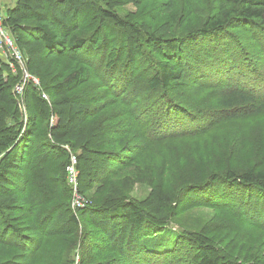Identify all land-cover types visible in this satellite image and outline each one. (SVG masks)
<instances>
[{"label": "trees", "instance_id": "obj_1", "mask_svg": "<svg viewBox=\"0 0 264 264\" xmlns=\"http://www.w3.org/2000/svg\"><path fill=\"white\" fill-rule=\"evenodd\" d=\"M126 2L137 4L139 0H16L15 5L7 8L2 25L9 30L15 44L24 56L26 70L38 79L39 84L30 80L25 83L21 95H18L15 87L22 81V68L16 64V68L13 70L7 59L6 61L0 59V213L3 211L11 213L13 207L20 203L22 204V214H24V209H27V214H32L33 208L43 202L38 194L21 199H17L11 192L3 194V191H7L9 186H16V183L24 182L15 176L17 174L15 172L27 170L29 165L24 160L26 152L39 150L43 146L44 154L53 150L64 156L63 170L60 175L61 185L67 195L66 211L68 214L66 215L58 209L57 215L61 214L58 216L59 219H64V222H72L81 228L89 224L96 229L101 236L97 240H95L96 238L92 239L89 244L94 249L96 248L97 252L101 249L108 251L114 264H173L182 259L172 261V255L177 252L180 243L179 239H173V232L166 220L168 219L167 207L174 204L177 198L173 193L165 192L157 187L142 199L124 198L122 195L112 193L109 188L104 191L102 187H99L100 183L94 180L93 163L96 158L92 150L95 145V148L99 149L98 146L104 144H102V138L95 141L98 136L96 127H89L86 122L93 110L78 98L77 92L91 77L92 72L98 70L102 74V79L108 82L115 79L113 85L111 84L116 88L115 96L119 89H125L132 81L134 58L143 56L147 50L146 44H153L158 46L157 48H161L163 52L175 55L176 53L181 54V50H185L198 39L213 38L217 41L225 38L232 40L228 42L227 51L224 54H220L216 49L220 41L214 44L215 49H212L208 56L201 61H199L200 59L196 60L197 79L195 78L196 73L184 72L185 67L187 70L188 67L183 62H179L180 65H175L174 59H171L173 57L167 56L154 62V71L146 78L145 87L137 85L136 90L135 85L132 86L130 83L129 95L131 98L125 97L126 93L123 94L124 99L116 98L122 103L116 108L123 112V114L117 115L119 128L126 130V134L134 127H140V129L131 137V140H137V143H133L123 150L109 148L110 150L105 151L111 160H116V167H120L113 176L121 174L127 169L122 167L125 166L124 164L135 166L134 158L143 138L149 143L157 142L163 139L166 133L173 132L175 129L178 131L180 128L183 133L196 131L200 133L210 132L216 127L212 125L199 126L201 117L196 113L188 107L162 103L163 99L159 101V105H162L160 107L161 114L151 127L150 119L143 115L140 119L135 115L137 107L141 113L147 109L145 105H149L148 99L154 90L170 89L178 85L189 84L191 81L202 83L211 87L210 91H217L215 104L219 109L218 114L215 115L216 118H220L226 111L233 112L234 110L247 111L248 118L251 119L253 115L260 114L262 112L260 110L264 106V71L258 67L259 65L245 62L249 60L258 64L259 56H250V53L246 52V60L238 58V55L241 56L244 51L242 48H237V52L234 51L235 39L232 37L233 30L248 25L251 26L254 34L259 35L262 40L264 39V0H220L230 6L228 11H223L224 14L221 16L219 14L210 15L199 27L178 36L171 34L172 27L167 21L160 23L155 29H151L142 22L124 19L118 14L116 7ZM86 11H96L102 20L109 21L116 28L121 29L124 34L125 49L113 46L106 40L102 43L96 42V38L91 35H79L77 32V29L80 28L79 21ZM95 15L92 14V18ZM229 45L232 47L229 48ZM224 47L226 48V43H224ZM81 50H85V54L88 52L90 58L83 60L82 55L78 54ZM64 51L76 53L79 57L59 78L53 77L55 73L45 62H39V57H34L37 54L40 56L42 53L47 54L48 57L52 54L55 56ZM120 52H123L122 57H120ZM228 52H234V54L230 55ZM212 53L213 55H211ZM98 54H101L100 57ZM182 59L184 62L187 61L185 58ZM28 63L29 66H27ZM242 68H246L247 72H244ZM253 71H259V74H256L259 77L256 78L255 75L252 77V82H249L248 79L251 77L248 74ZM42 93H47L48 99L43 98ZM109 93L112 95L111 89ZM147 94L150 95L146 96V102L143 96ZM114 96L112 97L115 98ZM136 96L137 98L133 100ZM20 97L28 109L27 119L29 121L26 123L22 120L24 117L19 109ZM141 98H144V101L139 105L135 103L137 99ZM130 103H133L134 106ZM7 119L9 120L7 121ZM117 119H107V122L114 120L116 122ZM174 119L185 120L183 123H178ZM140 121L146 123L147 126H140ZM254 123L250 120L247 125L254 126ZM41 126L45 130L42 136L37 131ZM146 127L149 129V133L152 131L153 134L150 136L144 134L142 138ZM140 130L143 131L142 134ZM156 132L159 133L158 136ZM110 139L115 142L113 138ZM113 142H106L105 145H113ZM115 143L117 144V142ZM68 149L77 157L78 189L90 199L86 205L79 206L77 209L71 206L72 187L66 176V165L69 162ZM255 152L262 159L261 162L258 160V164L251 163L240 171L227 169L225 173H222L216 170L212 171L209 176L212 180L229 181L233 184L247 186L252 190L255 194L250 199L256 200L252 206L255 208V212H259L254 221H259L261 226L257 225L258 228L264 230V146ZM37 158L38 161H41L42 155ZM24 175L29 177L27 171ZM29 180L32 181L31 178ZM95 182L99 184L96 192H99L100 196L91 199L88 195ZM209 182L208 178L204 180L200 170H194L191 181L183 186L182 191L188 188L200 190L204 184ZM52 187L54 192H59L58 184H54ZM46 194V192L43 193V195ZM9 195H12L11 200L8 198ZM245 215L250 218L253 214L245 212ZM84 218L89 223L83 222ZM51 223L52 221L48 219L44 225ZM21 224L23 223L5 221L0 234L1 264L14 263L13 255L9 258L5 257V252L9 249H6L7 246L4 243L13 244L11 240L19 239L20 241L21 238V246L25 247L23 253L27 255H29V251L30 253L37 252L39 245L37 246V242L33 241L36 237L28 235L29 232L35 235L32 231L34 228L31 224H27L25 226L28 227V231L22 233L19 229ZM216 228H219L218 224L209 223L202 226L199 231L185 233L184 242L196 246L192 254L189 255L188 264H232L230 259H222L220 253L210 242L207 243L208 235ZM5 238L8 242L5 241ZM24 241L25 243H23ZM74 243L73 239L61 237L51 253L48 264H75L74 256L62 257L63 250L69 249ZM76 254H79L80 257L79 264H87L81 249ZM249 258L254 260L255 255H251Z\"/></svg>", "mask_w": 264, "mask_h": 264}, {"label": "rangeland", "instance_id": "obj_2", "mask_svg": "<svg viewBox=\"0 0 264 264\" xmlns=\"http://www.w3.org/2000/svg\"><path fill=\"white\" fill-rule=\"evenodd\" d=\"M13 1L0 0V10L3 17L6 15L7 7ZM228 8L230 6L220 2V0H139L137 4L126 2L121 6H117L116 11L124 19L142 22L151 29H155L160 23L167 21L172 27L171 34L178 36L199 27L210 15H223V11H228ZM92 14L96 15L92 18ZM79 26L80 28L77 29L79 35H91L96 38V42L102 43L106 40L113 46L125 49L123 31L116 28L111 22L102 20L96 11H86L82 15L81 21H79ZM6 31L9 30L6 29ZM252 31L251 26L248 25L233 30L234 51L237 52V48L243 49L244 53L241 56L238 55V58L241 57L242 60H246V52L250 53V56H259L258 64L249 60L245 62L259 65L258 67H261L264 71V39L262 40L259 35H255ZM230 41L232 40L225 38L217 41L213 38L198 39L185 50H181L182 55L179 53L172 55L169 52H163L161 48H157L158 46L146 44L147 50H145L143 56L134 58L132 81L130 83H132V86L135 85L136 90L137 85L145 87L146 78L154 71V62L167 56L173 57L171 59H174L175 65H180L179 62H183L188 67V70L185 67L184 72L196 73L198 72L196 60L200 59L199 61H201L208 56L211 50L215 49L214 44L216 42H220L216 47L217 51L224 54ZM224 43H226V48ZM220 44L221 46H219ZM231 47L229 45V48ZM87 53L85 54V50H81L78 54L82 55L83 60H86L90 58ZM228 53L230 55L234 54V52ZM79 55L64 51L55 56L52 54L48 57L47 54L42 53L40 56L37 54L34 57H39V62H45L55 73L53 77L59 78L68 67L72 66ZM100 55L98 54V57ZM122 56L123 52H120V57ZM103 57L105 63V54ZM182 58L187 61L184 62ZM0 59L5 61L7 59L5 50L2 48H0ZM24 59L23 56V68L27 73H23V75L25 74V81L29 82L32 78L29 71L26 70V60L24 61ZM100 63L103 64V62ZM27 66H29V63ZM242 69L247 72L246 68ZM196 74L195 78L197 79L198 73ZM256 74H259V71L248 74L251 77L248 81L252 82V77ZM101 75L98 70L92 72L91 77L77 92L78 95L76 94L93 110L86 122L89 127H96L95 130L98 136L95 141L102 138V144H104L98 146L99 149L95 148V145L92 150L96 158L93 163L94 180L98 181L100 185L95 182L88 196L91 199L100 196V193L96 192L98 185L104 191L109 188L112 193L122 195L128 199H142L156 187L165 192L173 193L177 200L167 207L168 219L166 221L173 232V239H179L180 243L179 249L172 255V261L182 258L178 260V263L173 264H188L189 255L196 248L193 244L184 242L186 239V237L183 239L185 233L199 231L202 226L209 223L219 225V228L214 229L208 235L207 243L210 242L216 248L222 259H230L229 261L232 264H264V230L258 228V226H261L259 221H254L259 212H255V208L252 206L254 202L256 203V200L250 199L255 193L247 186L233 184L229 181L212 180L209 176L212 171L218 170L222 173H225L227 169L240 171L251 163L256 164L258 160L259 162L262 161L255 151L264 146V106L260 110L262 112L256 116L253 115L251 119L248 118L247 111L234 110L233 112L226 111L220 118H216L215 115L218 114L219 108L215 104V100L218 94L217 91H210L211 87L207 85L191 81L189 84L178 85L170 89L160 88L154 90L148 99L149 105H145L147 109L141 113L139 107H137L138 110L135 115L140 119L143 116L150 119L151 127L161 114L160 107L162 105H159V101L162 99V103L188 107L201 117L199 126L212 125L216 127L210 132L200 133H197L199 131L183 133L179 128L178 131L175 129L174 133H166L163 139L150 143L143 138L144 134L149 136L153 134L152 131L149 133V129L146 127L142 135L143 141L134 158L135 166L128 163L124 164L125 166L122 167L127 169H123L124 171L121 174L113 176L114 172L119 170L120 167H116V160H111L105 151L110 150L109 148L123 150L133 143H137V140L132 141L131 137L138 132L140 127H134L126 134V130L120 129L118 124L117 115H121L123 112L116 108V106L122 105L116 98L120 97L121 100L125 97L131 98L129 95L130 83L125 89H119L114 96L116 88L112 85L115 79L108 82L102 79ZM257 77L259 75H256ZM120 84L122 85L121 82ZM110 89L112 95L109 93ZM82 91L84 92L81 95ZM142 91L144 93V90ZM124 93H126L125 97H123ZM18 95H21V92ZM149 95L143 96L145 101L146 96ZM136 98L137 96L133 100ZM142 101H144V98L137 99L135 103L139 105ZM130 105L134 106L133 103H130ZM19 109L24 117L22 120L26 123L29 121L27 119L28 109L21 97ZM107 119H117V121L107 122ZM174 120L183 123L185 119ZM250 120H252V123L255 122L254 126L247 125ZM144 125L146 123L140 121V126ZM37 131L42 136L45 130L41 126ZM140 132L142 134L143 131L140 130ZM156 134L159 135L157 132ZM110 138H113L117 144ZM239 138L241 139L238 142ZM109 141L113 142V145H105ZM124 145L126 146L123 147ZM43 151V146L39 150L27 151L24 157L25 162L29 165L27 170L15 172L17 173L15 176L24 182H18L17 185L15 184L16 186H9L10 190L3 191V194L13 193L17 199L38 194L43 202L33 208L32 214H27V209H24V214H22V204L20 203L13 207L11 213H4V211L0 213V234L7 220L9 223L11 221L17 222V224L23 223L19 228L22 233L28 231V227L25 225L31 224L35 235L30 232L28 235L36 237L33 241L34 243L37 242V246L39 245L38 250L36 253H30L29 251V255L23 253L25 247L21 246L22 241L20 238V241L19 239L17 241L11 240L13 244L4 243L7 246L6 249H9L5 252V257L9 258L13 255V264H48L51 253L56 248L58 241L61 237H64L65 239L75 240V243L69 249L63 250V258H68L69 255L74 256L75 264H79L80 257L76 253L81 249L84 254V261L87 264H114L108 251L101 249L97 252V249L89 244L92 239L96 238L95 240H97L101 236L96 229L89 224L81 228L72 222H64V219L58 218L61 215H57L58 209L60 212L68 214L66 211L67 195L61 185L60 175L63 170L64 156L53 150L46 154ZM228 154L229 156H227ZM39 155H42L41 161L37 160ZM194 170H200L203 173L204 180L208 178L210 182L204 184L200 190L188 188L182 191L183 186L191 181ZM26 171L29 175L28 178L24 175ZM217 178L219 179V177ZM50 184L52 186L58 184L60 186L59 192H54ZM45 192L47 194L43 195ZM119 192L120 194H118ZM72 196L73 194L71 199ZM11 197L12 195L8 196L9 200H11ZM86 199L90 201L88 197ZM245 212L253 215L249 218L245 215ZM48 219L52 223L44 225ZM83 222L89 223L85 218ZM5 241L8 242L6 238ZM106 248H108V245H106ZM251 255H255L254 260H250Z\"/></svg>", "mask_w": 264, "mask_h": 264}, {"label": "built area", "instance_id": "obj_3", "mask_svg": "<svg viewBox=\"0 0 264 264\" xmlns=\"http://www.w3.org/2000/svg\"><path fill=\"white\" fill-rule=\"evenodd\" d=\"M2 21H3V15L0 10V48L5 50V53L7 55V61L9 65L13 68V70H15L16 68L15 65L18 64L22 68L23 73H27L25 69L23 68L24 67L23 55L20 49L15 44L14 39L10 35L9 31H6V28H4V26L2 25ZM31 78L35 84L37 85L39 84V81L35 76L31 75ZM25 79L26 77L24 74L22 81L18 83V85H16L15 90L18 93L19 92L22 93L24 85L27 82L25 81ZM42 97L45 99H48L45 93H42ZM66 174H67L66 176H67L68 183L72 187V194H73L72 199H71L72 207L74 209H77V207L79 206L86 205L88 203V200L78 189L77 157L75 153H72L71 151H69V162L66 165Z\"/></svg>", "mask_w": 264, "mask_h": 264}, {"label": "crops", "instance_id": "obj_4", "mask_svg": "<svg viewBox=\"0 0 264 264\" xmlns=\"http://www.w3.org/2000/svg\"><path fill=\"white\" fill-rule=\"evenodd\" d=\"M14 3H15V0L13 2H11L7 8L12 7Z\"/></svg>", "mask_w": 264, "mask_h": 264}, {"label": "bare ground", "instance_id": "obj_5", "mask_svg": "<svg viewBox=\"0 0 264 264\" xmlns=\"http://www.w3.org/2000/svg\"><path fill=\"white\" fill-rule=\"evenodd\" d=\"M256 35V34H255Z\"/></svg>", "mask_w": 264, "mask_h": 264}]
</instances>
